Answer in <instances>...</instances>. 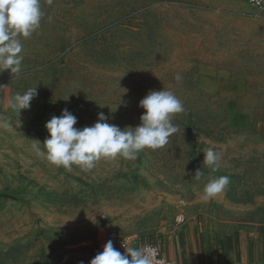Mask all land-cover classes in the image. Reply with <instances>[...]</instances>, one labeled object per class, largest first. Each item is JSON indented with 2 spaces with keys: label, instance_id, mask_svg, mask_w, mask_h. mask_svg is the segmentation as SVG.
Returning <instances> with one entry per match:
<instances>
[{
  "label": "rangeland",
  "instance_id": "374dc122",
  "mask_svg": "<svg viewBox=\"0 0 264 264\" xmlns=\"http://www.w3.org/2000/svg\"><path fill=\"white\" fill-rule=\"evenodd\" d=\"M40 4V27L20 37L21 74L0 72V264H35L45 249L96 239L103 218L123 234L166 216L223 230L264 226V11L227 0ZM31 87L38 95L17 113L13 97ZM163 88L184 106L163 148L101 158L85 171L33 147L44 150L45 123L65 108L77 128L100 112L135 127L139 101ZM209 148L216 171L203 164ZM220 176L229 185L205 200V184Z\"/></svg>",
  "mask_w": 264,
  "mask_h": 264
},
{
  "label": "clouds",
  "instance_id": "9594fccd",
  "mask_svg": "<svg viewBox=\"0 0 264 264\" xmlns=\"http://www.w3.org/2000/svg\"><path fill=\"white\" fill-rule=\"evenodd\" d=\"M51 2L48 0L49 4ZM43 15L40 0H0V72L9 70L16 76L21 74L23 44L20 37L29 38L40 27ZM175 79L179 81L182 77L177 74ZM37 95L36 87H31L15 95L10 106L17 113L29 109L30 102ZM139 106L145 110L140 124L123 129L109 123L103 112L98 113L93 125L77 128L74 127L77 117L67 108L62 109L60 116L53 115L45 123L49 135L43 143L39 141L44 150L39 145L34 144L33 147L39 155L46 156L50 163L58 167L71 170L76 165L87 171L94 168L101 158L119 155L135 159L145 148L156 150L168 145L170 136L179 131L172 123V117L184 111L180 99L171 90H150L139 101ZM204 154L203 164L216 171L220 159L218 154L213 148ZM196 173L197 179L203 176L202 170ZM229 183L228 176L209 179L204 187V199L210 200L223 192ZM154 255L147 247H125L122 254L110 239L89 264H153Z\"/></svg>",
  "mask_w": 264,
  "mask_h": 264
},
{
  "label": "crops",
  "instance_id": "0c3cea01",
  "mask_svg": "<svg viewBox=\"0 0 264 264\" xmlns=\"http://www.w3.org/2000/svg\"><path fill=\"white\" fill-rule=\"evenodd\" d=\"M227 2L244 10L255 8L247 0ZM3 102L4 99L0 100L2 110ZM124 235L129 247L156 244L177 264H264V226L223 230L194 217L172 219L166 216L151 229ZM106 242L103 226V232L96 239L85 238L65 249H45L35 264H89Z\"/></svg>",
  "mask_w": 264,
  "mask_h": 264
},
{
  "label": "built area",
  "instance_id": "2783aa9c",
  "mask_svg": "<svg viewBox=\"0 0 264 264\" xmlns=\"http://www.w3.org/2000/svg\"><path fill=\"white\" fill-rule=\"evenodd\" d=\"M252 6L260 11H264V0H247ZM105 221V231H106V240H112L113 246L118 249L122 254L125 252V247H129L126 236L116 227L111 226L106 221V218H103ZM125 246V247H124ZM147 247L151 252H153L154 259L153 264H177L173 259L167 258L161 248L153 243H147L143 248Z\"/></svg>",
  "mask_w": 264,
  "mask_h": 264
}]
</instances>
